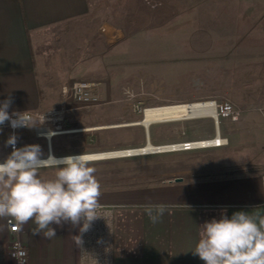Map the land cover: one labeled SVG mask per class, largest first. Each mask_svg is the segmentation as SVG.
Wrapping results in <instances>:
<instances>
[{"label": "rangeland", "instance_id": "374dc122", "mask_svg": "<svg viewBox=\"0 0 264 264\" xmlns=\"http://www.w3.org/2000/svg\"><path fill=\"white\" fill-rule=\"evenodd\" d=\"M90 5L89 16L57 31L58 39L49 36L44 44L33 39L44 100L36 113L60 108L62 88L71 82L101 84L100 105H72L60 131L138 122L146 108L181 103L230 101L247 111L239 122L220 120L223 135L231 137L224 150L91 162L101 188L164 180L189 169L222 171L220 162L238 168L260 159L257 149L264 152V142L246 149L237 138L255 143L264 137V0H90ZM247 126L251 132L243 130ZM37 128L18 131L16 147L37 144L46 159L48 143ZM10 134L0 131V162L12 151L5 146ZM215 134L214 120L206 118L154 125L150 141L172 145ZM146 145L143 127L109 128L56 136L52 152L64 157ZM55 171L40 168V178L54 179Z\"/></svg>", "mask_w": 264, "mask_h": 264}, {"label": "crops", "instance_id": "0c3cea01", "mask_svg": "<svg viewBox=\"0 0 264 264\" xmlns=\"http://www.w3.org/2000/svg\"><path fill=\"white\" fill-rule=\"evenodd\" d=\"M90 13V0H0V101L12 98L10 113H36L44 102L33 39L43 44L49 36L56 40L59 31ZM249 129L243 130L251 132ZM225 138L231 146V137ZM237 139L246 149L264 142V137L255 143ZM257 150L259 160L238 168L220 162L222 171L189 169L164 180L155 177L102 191L99 205L116 207L115 264H204L192 252L204 222L224 214L231 217L236 211L264 215V152ZM178 178L183 181L176 182ZM159 204L167 206L166 212L161 222L153 224L146 208ZM9 218L0 217V264H12L14 235L7 226ZM52 227L57 236L46 239L33 233L34 222L20 224L19 237L28 251L29 264H81V222Z\"/></svg>", "mask_w": 264, "mask_h": 264}, {"label": "clouds", "instance_id": "9594fccd", "mask_svg": "<svg viewBox=\"0 0 264 264\" xmlns=\"http://www.w3.org/2000/svg\"><path fill=\"white\" fill-rule=\"evenodd\" d=\"M12 98L0 101V126L7 122L11 128L32 127L31 117L25 113L9 112ZM2 131V127H0ZM18 137L11 133L5 146L11 153L0 162V217H12L20 224L34 222L35 235L55 238L56 229L65 222L73 225L83 220L81 231H86L98 214L101 185L85 154L68 155L59 159H41L37 144L16 147ZM42 164L56 169L55 178L43 180ZM166 205L146 208L149 220H162ZM200 239L193 252L204 264H264V215L246 211L224 214L201 225ZM78 243L80 240L78 238Z\"/></svg>", "mask_w": 264, "mask_h": 264}, {"label": "built area", "instance_id": "2783aa9c", "mask_svg": "<svg viewBox=\"0 0 264 264\" xmlns=\"http://www.w3.org/2000/svg\"><path fill=\"white\" fill-rule=\"evenodd\" d=\"M100 85L99 83L86 80L71 82L62 88L63 103L60 108L46 114L26 112V114L31 117V123L38 126V136L41 135L40 131L42 130H51L50 125L55 127V131L62 130L60 123L65 121L66 113L74 109L71 108L72 105H79L78 108H89L100 105L99 96L96 94ZM208 102L217 104L216 101ZM217 112V118L213 120H217L220 123L221 119H229L233 122H238L247 111L230 101H224L221 104H217ZM0 127H2V131H8L10 133L15 132V134L18 131L30 128L21 127L13 129L7 122ZM192 143L199 145L193 146ZM229 144V139L223 137L220 133L219 135L215 134L214 138L208 140L166 145L168 149L159 154L218 149L228 147ZM97 212L103 217H97L91 222L86 231L80 232L81 264H115L116 207L99 205ZM7 226L10 233L14 235V239L10 246L12 264H29L28 251L19 237L21 232L20 223L10 217L7 220ZM82 227L83 220L81 221V229Z\"/></svg>", "mask_w": 264, "mask_h": 264}, {"label": "bare ground", "instance_id": "6f19581e", "mask_svg": "<svg viewBox=\"0 0 264 264\" xmlns=\"http://www.w3.org/2000/svg\"><path fill=\"white\" fill-rule=\"evenodd\" d=\"M218 115L217 104L214 102H195V103H181L174 105H166L160 107L146 108L143 111V118L138 122L115 124L109 126H99L84 129H76L69 131H50L48 129L40 131V136L45 138L48 143L49 149L52 151V141L58 135L91 132L101 129L109 128H128V127H143L145 129L147 137V145L140 149H130L116 152L96 153L88 154L91 157V162L102 161L117 158H130L138 156H150L157 155L162 151L167 150L166 145L155 146L150 141V132L154 125H161L167 123H175L181 121H191L205 118L216 119ZM216 129V126H215ZM149 140V144H148ZM193 146H198L196 143H192ZM49 158L59 159L62 157H56L53 152L49 154L46 159ZM52 167L42 164L40 168Z\"/></svg>", "mask_w": 264, "mask_h": 264}, {"label": "water", "instance_id": "95a60500", "mask_svg": "<svg viewBox=\"0 0 264 264\" xmlns=\"http://www.w3.org/2000/svg\"><path fill=\"white\" fill-rule=\"evenodd\" d=\"M214 123H215V126H216L215 132H216V134L219 135V134L221 133V132H220V123H219L217 120H215ZM148 144H149V140H148ZM49 153H52V151H51L50 149H49ZM175 181H176V182H182L183 179L178 178V179H176Z\"/></svg>", "mask_w": 264, "mask_h": 264}, {"label": "trees", "instance_id": "16d2710c", "mask_svg": "<svg viewBox=\"0 0 264 264\" xmlns=\"http://www.w3.org/2000/svg\"><path fill=\"white\" fill-rule=\"evenodd\" d=\"M239 121H240V120H239ZM239 121H238V122H239ZM232 122H233V121H232ZM234 123H235V122H234ZM220 125H221V126H220V128H221V135L224 137L223 132H222L224 128H223V125H222L221 122H220ZM54 155H55L56 157H62V156L56 155L55 152H54ZM46 158H47V157H46ZM105 190H108V189H107V188H104V187L101 188V192H102V191H105Z\"/></svg>", "mask_w": 264, "mask_h": 264}]
</instances>
